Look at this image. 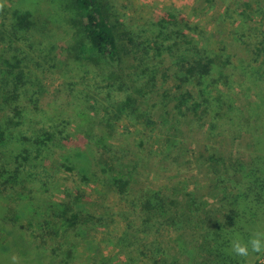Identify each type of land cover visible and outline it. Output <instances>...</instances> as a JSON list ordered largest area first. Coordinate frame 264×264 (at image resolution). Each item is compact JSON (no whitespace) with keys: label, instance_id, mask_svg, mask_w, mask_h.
I'll return each instance as SVG.
<instances>
[{"label":"trees","instance_id":"16d2710c","mask_svg":"<svg viewBox=\"0 0 264 264\" xmlns=\"http://www.w3.org/2000/svg\"><path fill=\"white\" fill-rule=\"evenodd\" d=\"M71 1L78 39L57 46L71 75L47 100L34 37L46 22L0 0V264H252L260 253L239 257L231 241L264 234V0H227L217 14L249 52L238 60L205 43L196 8L139 29L112 0ZM148 128L169 132L153 141ZM199 132L206 181L139 180L143 157L165 172L190 163L185 138ZM244 138L247 159L215 143ZM60 168L79 186L59 185ZM80 186L115 191L123 209H91ZM101 230L114 252L101 253Z\"/></svg>","mask_w":264,"mask_h":264},{"label":"rangeland","instance_id":"374dc122","mask_svg":"<svg viewBox=\"0 0 264 264\" xmlns=\"http://www.w3.org/2000/svg\"><path fill=\"white\" fill-rule=\"evenodd\" d=\"M115 8L117 9L122 21L126 22L133 28L143 27L153 23L158 14L165 9L177 8L180 10L191 12L192 9H198L197 22L200 26L206 30L205 43L210 48L223 47L228 53L234 56V60H238L243 57H248L249 52L245 45L235 38L233 31V24L228 20L217 19V14H220L223 9V5L226 2L233 4L227 0H112ZM5 3L9 6L18 8L20 11H26L34 14L39 18L40 22H46L44 26H41L34 32L36 34L35 39H40L43 43L39 44V48L44 56L39 60L42 67L45 69V73L42 75L44 80L43 90L45 98L47 100L57 96L61 92L65 80V76L71 75L68 72V62L65 54L60 55L58 52L62 44L74 45L77 42V27L74 24V19L77 13L74 10L71 0H5ZM196 14V13H195ZM259 23H264V19H260ZM56 25L61 29V34H54L50 32L48 27ZM264 25V24H262ZM51 31H54L51 29ZM53 36L60 35L59 40H54L57 44L54 45L53 50H50L51 43L53 44ZM53 41V42H52ZM25 49H27L25 47ZM166 67L169 66L170 61H166ZM83 70L74 72L76 74H84L85 67L89 64L83 63ZM172 80L167 84L162 82L159 78L158 87L170 88ZM247 98V97H246ZM246 103V99H241L239 105L243 106ZM151 134V139L159 138L158 135L168 134L169 131L163 129L152 130L146 129ZM172 134V132H171ZM186 144L183 149V154L186 155L190 163L186 166H182L176 172H165L156 165V157L145 158L140 161L139 180L141 182H150L155 185H170L178 181H186V183H192L194 181H206V175L208 173L205 170L204 161L200 158L204 143H207V136L204 133H194L185 138ZM218 147L228 157H236L247 159L249 157V140L244 138L243 141H231L218 140ZM56 181L62 187H76L79 186V177L76 172L68 171V169L60 168V171L56 174ZM81 190L90 195L91 209L101 212L104 209L110 211H119L123 209V203L121 202L118 194L115 191H109L107 193L98 192L99 189H88L84 186H80ZM124 226V222L118 219L115 228L109 232L110 236L113 234L121 233ZM106 231H98L95 233L97 244H100L101 253L114 252L106 248L104 239ZM86 255L91 256L88 253ZM252 264H264V252L258 254Z\"/></svg>","mask_w":264,"mask_h":264},{"label":"clouds","instance_id":"9594fccd","mask_svg":"<svg viewBox=\"0 0 264 264\" xmlns=\"http://www.w3.org/2000/svg\"><path fill=\"white\" fill-rule=\"evenodd\" d=\"M249 246L251 252H264V234H257L250 238L247 243H244L239 237L231 241V250L239 257H247L249 255Z\"/></svg>","mask_w":264,"mask_h":264}]
</instances>
